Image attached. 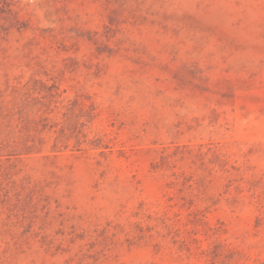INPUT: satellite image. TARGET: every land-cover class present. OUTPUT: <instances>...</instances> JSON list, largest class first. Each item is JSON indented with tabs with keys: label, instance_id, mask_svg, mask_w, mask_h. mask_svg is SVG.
I'll list each match as a JSON object with an SVG mask.
<instances>
[{
	"label": "rangeland",
	"instance_id": "rangeland-1",
	"mask_svg": "<svg viewBox=\"0 0 264 264\" xmlns=\"http://www.w3.org/2000/svg\"><path fill=\"white\" fill-rule=\"evenodd\" d=\"M0 264H264V0H0Z\"/></svg>",
	"mask_w": 264,
	"mask_h": 264
}]
</instances>
